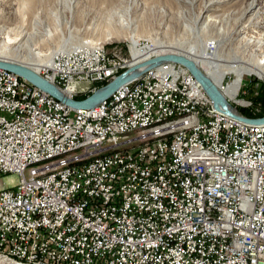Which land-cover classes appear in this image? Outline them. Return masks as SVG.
Returning a JSON list of instances; mask_svg holds the SVG:
<instances>
[{
    "label": "built area",
    "instance_id": "built-area-1",
    "mask_svg": "<svg viewBox=\"0 0 264 264\" xmlns=\"http://www.w3.org/2000/svg\"><path fill=\"white\" fill-rule=\"evenodd\" d=\"M126 66L84 49L39 73L73 99ZM139 78L75 110L0 69V178H19L0 189L2 251L43 264H264L263 133L207 119L212 101L178 65ZM239 89L234 104L246 103Z\"/></svg>",
    "mask_w": 264,
    "mask_h": 264
},
{
    "label": "bare ground",
    "instance_id": "bare-ground-1",
    "mask_svg": "<svg viewBox=\"0 0 264 264\" xmlns=\"http://www.w3.org/2000/svg\"><path fill=\"white\" fill-rule=\"evenodd\" d=\"M64 1L66 7L70 10L69 3H71L72 0ZM178 1L187 4L191 3L189 0ZM242 1L243 0H207L201 5L195 19H191L182 13V15L178 16L180 21L179 26L174 30V32H176V40L171 41L158 39L155 35L151 37L150 33H148V35H143L145 33L139 31L137 21L132 19L129 12L126 10L123 12V16L125 17L124 25L127 28V36H125V39L129 41V51L131 55V62L128 67L131 69L137 68L154 58L162 56L183 57L191 61L198 72L209 80L226 99H232L234 97V91L239 87L244 75L255 76L264 81V0H249L242 7V11L239 17L235 19L233 26L229 27L224 23L226 16H230L232 13L236 12L233 7ZM53 15L56 23L60 25V17L56 14ZM64 22L69 23V21L65 19ZM37 23L43 27V34L51 40V28L46 24L44 25L43 22L40 24L37 21ZM3 29L8 32L11 30L9 26ZM255 31L261 32V37L253 38L252 36H247L248 33ZM186 32H190L191 35L194 36V39H197L198 43L200 41L203 43L213 42L212 52L208 53L205 51L206 48L204 50L201 46L199 47L189 43L185 38L187 35ZM5 36H2V38L0 37V61L29 68L36 74H39L40 69L48 67L53 57L72 52L67 51L63 53L61 51L68 49H88L91 54H106L104 47L97 41L91 44L87 42V47L73 48L77 46V42L75 40L76 36H72L71 33H68L67 38L62 36L60 40L57 41L56 48L50 51L52 53L54 52L52 57L48 56L49 52H45L47 50H44V47L42 48L44 45L34 47L36 41L32 37L33 35L26 34L25 32L22 34L20 33L19 37L17 36L18 39L15 41L19 43L21 41V44L14 48L4 46V43L8 42L7 38L9 33L5 34ZM140 40L146 42L143 47H138ZM31 42H33V45L29 44ZM39 43L41 44V40H39ZM23 48H28L29 51H21ZM258 56H260L261 59H259ZM164 64L177 65L178 63L165 62L159 66ZM178 66L188 71L183 65L179 64ZM188 73L190 74L189 71ZM227 75H232L233 79L230 80L229 83L227 82L223 85L222 81ZM192 78L198 83L193 76ZM136 85H140V78L129 82L128 90H135ZM198 85L200 86L199 83ZM221 85L224 88L223 91H220ZM181 101H188V93H181ZM206 117L207 119L222 123L223 126H228L230 130L262 132L264 136V125L246 124L224 116L220 112L215 111V109H206ZM1 250L2 247H0V253H4V251ZM31 255L34 257L39 256L38 253H31ZM1 256L13 261L17 260L16 262L19 261L22 262V264L25 261V264H43L42 262H37L34 258L16 257L9 251ZM0 264L12 263L0 258Z\"/></svg>",
    "mask_w": 264,
    "mask_h": 264
},
{
    "label": "rangeland",
    "instance_id": "rangeland-1",
    "mask_svg": "<svg viewBox=\"0 0 264 264\" xmlns=\"http://www.w3.org/2000/svg\"><path fill=\"white\" fill-rule=\"evenodd\" d=\"M189 1L191 3L187 4L179 2L178 0H72L71 3H69V10L66 7V3L64 0H0V37L2 38V36L4 37L5 34L9 33V36L7 38L8 42L4 43V46L14 48L17 45L21 44V41L20 43L15 41L18 39L20 33L22 34L25 32L26 34L33 35L32 37L36 41V45H34V47L44 45L42 46V48L44 47L43 49L47 50L45 52H49L48 56L52 57L54 52L52 53L50 51L53 50V48H56L57 41L60 40L62 36L64 38H67L68 33H71L72 36H76L75 40L77 42V46H72L73 48L87 47V42H90L91 44L97 41L104 47V51L106 54H119L121 58H125L128 60L129 66L131 62V55L129 51V41L125 39V36H127V28L124 25L125 17L123 16V12L127 10L130 14V17L137 21L139 31L145 33L143 35H148V33H150L151 37L155 35L158 39L171 41L176 40V32H174V30L179 26L180 21L178 16L184 13L191 19H195L201 5L207 0ZM248 1L249 0H243L241 3L234 6L233 8L236 12L232 13L230 16H226L224 19V23L229 27L233 26V24L235 23V19L239 17L242 11V7ZM53 14H56L60 17V25L56 23ZM64 19L66 21H69V23L64 22ZM37 21L40 24L41 22H43L44 25L46 24L49 26V28H51V40H49L47 36L43 34V27L39 25ZM8 26L9 28H11L9 32L3 29ZM186 33L187 35L185 38L189 43L195 44L199 47L201 46V48H203L204 50L206 48L205 51H207L208 53L212 52L213 42L203 43L202 41H200L198 43L197 39H194V36H192L190 32ZM261 35V32L255 31L248 33L247 36L257 38L261 37ZM204 38L207 39L206 37ZM39 40H41V44L39 43ZM29 44L33 45V42ZM145 44L146 42L140 40L138 47H143ZM21 51L29 50L28 48H23L21 49ZM67 51H74V49H68L61 52L66 53ZM258 58L261 59L260 56H258ZM128 66H126L124 70H121L115 77H117L125 70L129 69ZM37 75L42 77L40 73ZM139 77H141V75ZM139 77L135 79H138ZM232 79V75H227L222 81L223 85H225L227 82L229 83V81ZM112 80H110L109 82H111ZM52 85L55 86L54 84ZM105 85L99 86L97 84L96 86L101 88ZM239 86L240 89L238 93V99H243L246 103L241 102V104H234L231 98L226 99L222 95L228 102V104L235 108L238 114L243 118L251 120L264 118V81L256 78L255 76L244 75ZM56 88L59 90L58 87ZM63 94L70 98L65 93ZM90 95L91 93L85 95V97L87 98ZM257 96L261 98L258 101L256 100V98L258 99ZM73 100H75V97L73 98ZM248 103L249 105H247ZM246 112H248L251 117L245 116L244 113ZM220 113L224 115L222 112ZM261 115L263 116L259 117ZM134 146L136 147V144ZM134 146L131 145V147ZM18 182L19 178L16 175L7 174L6 176L0 178V189H11ZM12 230L14 232L16 228L13 226ZM13 232H11L10 230H1V233L6 237L7 240L12 237L11 234ZM26 239L28 241H31L30 238ZM21 241H23V239H21ZM5 253L6 251L4 253H0L1 259L12 264H22V262H16L17 260L13 261L1 256ZM25 263L26 261L23 262V264Z\"/></svg>",
    "mask_w": 264,
    "mask_h": 264
},
{
    "label": "water",
    "instance_id": "water-1",
    "mask_svg": "<svg viewBox=\"0 0 264 264\" xmlns=\"http://www.w3.org/2000/svg\"><path fill=\"white\" fill-rule=\"evenodd\" d=\"M165 62H174L186 67L190 72V74L200 84L205 94L212 101L213 107L217 111L222 112L224 115L242 121L246 124H251V125L264 124V118L251 120L241 117L238 114L237 110L228 104V102L225 100L222 94L212 85V83L209 80H207L204 76H202L201 73L198 72L195 65L191 61L183 57H176V56L157 57L137 68H132V69L129 68L124 72L120 73L111 82L97 89L94 93H92L90 96H88L87 98L81 101H76L71 98H68L55 86L48 83L46 80H44L42 77L37 75L34 71L30 70L29 68L0 61V69H4L9 72H12L18 77L27 80L34 86L38 87L40 90L44 91L45 93L49 94L50 96L56 98L63 104L73 109L87 110L96 107L99 103L110 97L122 85L131 82L135 78L142 75L148 69L157 67Z\"/></svg>",
    "mask_w": 264,
    "mask_h": 264
},
{
    "label": "trees",
    "instance_id": "trees-1",
    "mask_svg": "<svg viewBox=\"0 0 264 264\" xmlns=\"http://www.w3.org/2000/svg\"><path fill=\"white\" fill-rule=\"evenodd\" d=\"M105 84H106V83H102V84H99V86H102V85H105ZM259 96H260V95H259ZM259 96H257L258 99L256 98L257 101L261 99ZM261 97H262V95H261ZM85 98H86L85 96H80V97H76L75 100H77V101H81V100H84ZM244 114H245V116H247V117H251L250 114H249L248 112H246V113H244ZM262 116H263V115H261V116H259V117H262Z\"/></svg>",
    "mask_w": 264,
    "mask_h": 264
}]
</instances>
